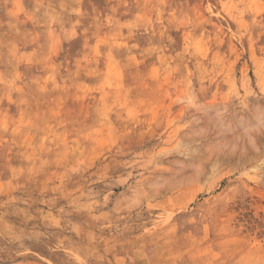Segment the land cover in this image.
Returning a JSON list of instances; mask_svg holds the SVG:
<instances>
[{
	"label": "rangeland",
	"instance_id": "obj_1",
	"mask_svg": "<svg viewBox=\"0 0 264 264\" xmlns=\"http://www.w3.org/2000/svg\"><path fill=\"white\" fill-rule=\"evenodd\" d=\"M0 264H264V0H0Z\"/></svg>",
	"mask_w": 264,
	"mask_h": 264
}]
</instances>
